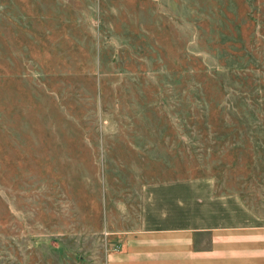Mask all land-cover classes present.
Returning <instances> with one entry per match:
<instances>
[{"label": "rangeland", "instance_id": "obj_1", "mask_svg": "<svg viewBox=\"0 0 264 264\" xmlns=\"http://www.w3.org/2000/svg\"><path fill=\"white\" fill-rule=\"evenodd\" d=\"M264 204V0H0V264H103L146 182Z\"/></svg>", "mask_w": 264, "mask_h": 264}, {"label": "crops", "instance_id": "obj_2", "mask_svg": "<svg viewBox=\"0 0 264 264\" xmlns=\"http://www.w3.org/2000/svg\"><path fill=\"white\" fill-rule=\"evenodd\" d=\"M138 195L137 220L103 264H264V204L216 192L209 176L146 182Z\"/></svg>", "mask_w": 264, "mask_h": 264}]
</instances>
